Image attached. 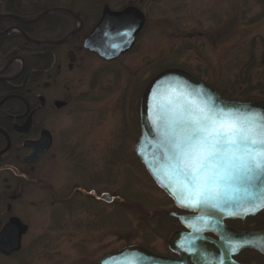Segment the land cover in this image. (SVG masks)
Segmentation results:
<instances>
[{
    "label": "rangeland",
    "instance_id": "obj_1",
    "mask_svg": "<svg viewBox=\"0 0 264 264\" xmlns=\"http://www.w3.org/2000/svg\"><path fill=\"white\" fill-rule=\"evenodd\" d=\"M151 3L132 51L112 63L86 61L80 75L67 79L72 101L65 128L35 171L34 186L51 191L32 187L18 205L30 225L22 264H97L136 245L172 257L168 242L179 222L167 213L176 212L174 204L135 153L147 85L163 71L181 69L240 99L247 75L254 86L263 82L264 0ZM260 98L254 102L264 101V91ZM90 190L96 200L86 197ZM103 194L112 202L102 201ZM261 227L264 217L248 225ZM251 262L264 264V258Z\"/></svg>",
    "mask_w": 264,
    "mask_h": 264
},
{
    "label": "flooded vegetation",
    "instance_id": "obj_2",
    "mask_svg": "<svg viewBox=\"0 0 264 264\" xmlns=\"http://www.w3.org/2000/svg\"><path fill=\"white\" fill-rule=\"evenodd\" d=\"M157 1L0 0V237L12 219H19L28 228L19 251H0V264H22L19 256L25 249L30 225L19 215L18 205L26 200L27 191L32 187L51 191V186H34L35 171L43 159L50 158L57 135L65 128L64 112L72 101L67 94V79L80 75L86 61H105L86 48V42L105 23V27H114L123 22L124 16L117 15L133 11L137 18V9L144 15L145 24L135 47L149 21L146 10ZM59 103L65 105L60 107ZM45 137L51 138L49 150L31 161L33 146ZM75 191L84 194L81 187ZM86 197L95 199L94 191ZM174 207L179 215L194 216ZM239 222L225 221L228 227L242 231ZM12 231L7 237L13 243L17 230ZM177 231H185L180 223ZM255 256L264 258L253 250H244L233 258L240 264H252Z\"/></svg>",
    "mask_w": 264,
    "mask_h": 264
},
{
    "label": "water",
    "instance_id": "obj_3",
    "mask_svg": "<svg viewBox=\"0 0 264 264\" xmlns=\"http://www.w3.org/2000/svg\"><path fill=\"white\" fill-rule=\"evenodd\" d=\"M132 10V9H131ZM134 10V9H133ZM127 11L119 17L123 22L114 27H99L86 42V48L105 61H113L131 51L136 37L145 24L144 15ZM127 18H126V17ZM130 18V21H126ZM264 68V56L262 58ZM179 98V103L206 106L212 113H230L233 116L264 117V101L246 103L228 101L203 80L181 69L166 70L154 77L147 85L141 99V136L135 146V153L147 172L175 203L180 210L194 213V216H181L168 213L177 218L186 231H177L169 239V249L177 258L157 256L142 246H129L102 258L98 264H240L233 257L246 249L264 255V228L247 232L228 227V219L245 221L264 211V178L251 182L242 181L221 197L199 207L188 206L181 190L180 178L174 173L164 144V126L159 119L162 106L170 100ZM60 107L65 103H59ZM51 146V138H43L33 146L31 161H36ZM101 200L111 202L104 194ZM215 205V206H213ZM17 230V237L11 242L7 234ZM28 228L19 219H12L0 237V251L9 254L21 249L22 237ZM6 232V233H5ZM214 234L212 239L207 234Z\"/></svg>",
    "mask_w": 264,
    "mask_h": 264
},
{
    "label": "snow or ice",
    "instance_id": "obj_4",
    "mask_svg": "<svg viewBox=\"0 0 264 264\" xmlns=\"http://www.w3.org/2000/svg\"><path fill=\"white\" fill-rule=\"evenodd\" d=\"M178 101L162 106L159 119L188 206L212 203L242 181L264 178V117L217 115Z\"/></svg>",
    "mask_w": 264,
    "mask_h": 264
},
{
    "label": "trees",
    "instance_id": "obj_5",
    "mask_svg": "<svg viewBox=\"0 0 264 264\" xmlns=\"http://www.w3.org/2000/svg\"><path fill=\"white\" fill-rule=\"evenodd\" d=\"M242 83L245 86H247L246 87L247 90L240 95V97H241L240 99H234L233 97L238 96V95L237 94H234L233 92L232 93H228V94L225 92V93H223L221 95L223 97L229 99V100H232V101H240V102H254L257 99L258 100L261 99L260 96L263 95V91H264V79H263L262 84H259L258 86L257 85L254 86L251 78L249 77V75H247V77L244 80H242ZM263 217H264V213L263 214H260L259 216L255 217V218H250L246 222H239V224H241L240 226H241V228L243 230H248V225H249L250 222L261 221V219ZM171 219L172 220H176L174 218H171Z\"/></svg>",
    "mask_w": 264,
    "mask_h": 264
}]
</instances>
